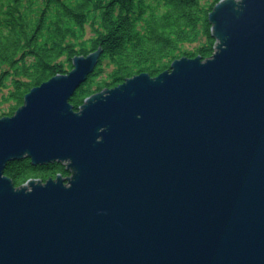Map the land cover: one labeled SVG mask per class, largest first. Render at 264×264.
Masks as SVG:
<instances>
[{
	"label": "water",
	"instance_id": "95a60500",
	"mask_svg": "<svg viewBox=\"0 0 264 264\" xmlns=\"http://www.w3.org/2000/svg\"><path fill=\"white\" fill-rule=\"evenodd\" d=\"M214 53L69 102L100 50L0 117V264H264V0H219ZM70 175L16 187L8 162Z\"/></svg>",
	"mask_w": 264,
	"mask_h": 264
},
{
	"label": "trees",
	"instance_id": "16d2710c",
	"mask_svg": "<svg viewBox=\"0 0 264 264\" xmlns=\"http://www.w3.org/2000/svg\"><path fill=\"white\" fill-rule=\"evenodd\" d=\"M218 1L0 0V99L11 101L5 114L12 115L31 88L67 73L77 55L101 51L97 68L69 99L74 109L131 76L154 77L178 57H209L215 38L208 17ZM197 41L196 48H181ZM95 76H101L97 83ZM4 173L16 187L70 175L61 161L33 165L29 157L8 162Z\"/></svg>",
	"mask_w": 264,
	"mask_h": 264
},
{
	"label": "rangeland",
	"instance_id": "374dc122",
	"mask_svg": "<svg viewBox=\"0 0 264 264\" xmlns=\"http://www.w3.org/2000/svg\"><path fill=\"white\" fill-rule=\"evenodd\" d=\"M210 1H212V0H203V5L204 4H206V3H210ZM214 7V6H213ZM213 9V8H212ZM208 20H209V17H208ZM211 28H212V24H211ZM211 33H212V29H211ZM90 36V32L89 31H87V35L85 36V38H84V41H85V45H87L88 43H87V38ZM215 38V37H214ZM197 45H199V41H197L196 43H184L183 45H182V49H193V48H196V46ZM216 46H217V41H216V39H215V45H214V51H215V49H216ZM214 51L212 52V54L214 53ZM211 54V55H212ZM210 55V56H211ZM100 56V55H99ZM196 56H200V55H196ZM196 56H194V57H196ZM209 56V57H210ZM201 57V56H200ZM209 57H207V58H209ZM178 58H180V57H178ZM178 58H176V59H178ZM207 58H205V59H207ZM202 59V58H201ZM205 59H203V60H205ZM98 60H99V57H98ZM175 60V59H174ZM172 63V62H171ZM97 64H98V61H97ZM97 64L95 65V67L97 68ZM171 65V64H170ZM94 67V68H95ZM170 69V68H169ZM94 70V69H93ZM168 70V69H167ZM165 71V70H164ZM163 72V71H162ZM161 73V72H160ZM132 77V76H131ZM155 77V76H154ZM100 79H101V76H95V78H94V83H97V81H100ZM95 85V84H94ZM105 90V89H104ZM7 89L6 90H4V94H6L7 93ZM102 91V90H101ZM97 92H100V91H97ZM97 92H95V93H97ZM0 96H1V94H0ZM24 101V100H23ZM10 103H11V101L10 100H2V99H0V117H3V116H9V115H6L5 114V112H7L8 111V107H9V105H10ZM24 103V102H23ZM20 107V106H19ZM18 107V108H19ZM80 107V106H79ZM76 111L77 110H79V108L78 109H75ZM13 160H15V159H13ZM62 162V161H61ZM11 179V178H10Z\"/></svg>",
	"mask_w": 264,
	"mask_h": 264
},
{
	"label": "bare ground",
	"instance_id": "6f19581e",
	"mask_svg": "<svg viewBox=\"0 0 264 264\" xmlns=\"http://www.w3.org/2000/svg\"><path fill=\"white\" fill-rule=\"evenodd\" d=\"M70 70H71V69H69V71H70ZM89 74H90V73H89ZM89 74H88V75H89ZM88 75H87V76H88Z\"/></svg>",
	"mask_w": 264,
	"mask_h": 264
}]
</instances>
